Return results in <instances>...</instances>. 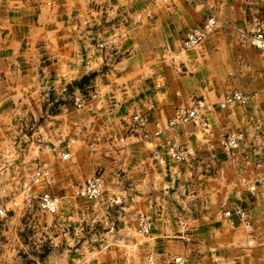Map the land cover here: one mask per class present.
<instances>
[{
    "label": "crops",
    "instance_id": "0c3cea01",
    "mask_svg": "<svg viewBox=\"0 0 264 264\" xmlns=\"http://www.w3.org/2000/svg\"><path fill=\"white\" fill-rule=\"evenodd\" d=\"M211 15L219 19L214 33L185 49L187 31ZM258 18L264 0H0V157L11 153L27 180L33 159L53 165L51 191L83 224L95 201L74 195L73 185L101 173L108 231L135 234L139 213L150 215L152 231L141 240L166 263L264 264V50L248 41ZM235 90L249 103L220 108ZM78 91L89 98L83 108L74 104ZM199 102L204 125L179 124L153 141L133 128L134 113L165 126L177 107ZM233 131L244 134L242 152L224 147ZM173 140L184 161L167 155ZM6 203L0 230L16 236L22 215L39 207L25 209L18 197ZM238 208L249 211L252 230ZM15 246L0 240V264L2 250ZM115 255L96 252L100 262Z\"/></svg>",
    "mask_w": 264,
    "mask_h": 264
},
{
    "label": "rangeland",
    "instance_id": "374dc122",
    "mask_svg": "<svg viewBox=\"0 0 264 264\" xmlns=\"http://www.w3.org/2000/svg\"><path fill=\"white\" fill-rule=\"evenodd\" d=\"M256 20H263L258 18ZM255 20V21H256ZM255 25V23H254ZM28 139V135H24L20 144L23 146ZM10 157L4 159L0 157V175L5 177L0 181V197L5 201L11 200L12 197H18L24 200L23 186L29 180L27 171L18 169L15 170V161ZM36 159V158H35ZM33 159V161L35 160ZM22 157L16 158L18 164H21ZM16 171V172H15ZM66 203V199H65ZM7 204V203H6ZM69 204V203H68ZM90 204V203H89ZM108 201L102 199L91 203V214L86 216L80 223V219L76 216L69 215V206L62 210V213L50 215L42 212L40 209L27 211L22 215L20 230L17 235L13 236L9 233H3L0 230V240L4 241L15 239L18 246L2 250L3 257H6L7 264H11V257L20 259L15 264H45L49 257L59 256L66 260L65 264H77L73 259L81 258L80 264H171L160 259L158 249L150 246L149 240H141L148 235H141L137 231V226L134 233H125L121 230L108 231L109 221L113 214L112 209L107 205ZM66 205V204H65ZM25 209L26 206H25ZM37 209V210H36ZM38 210L40 213H38ZM115 211L118 216L125 212V209H117ZM149 210V209H148ZM147 212V211H146ZM7 215L4 217L6 218ZM138 217L136 218L137 221ZM135 221V220H134ZM94 222L93 228H87L89 223ZM80 223V224H79ZM1 224V220H0ZM83 224V225H82ZM1 226V225H0ZM1 229V227H0ZM130 239V242L123 241L124 238ZM8 242V241H7ZM110 252L114 250L115 257L113 262L98 261L96 256L97 251ZM157 252V253H156ZM13 254V255H12ZM61 257V258H62ZM4 259V258H3ZM102 259V258H101ZM10 261V262H9ZM51 264H60V262L50 261ZM63 263V264H64ZM62 264V263H61Z\"/></svg>",
    "mask_w": 264,
    "mask_h": 264
},
{
    "label": "built area",
    "instance_id": "2783aa9c",
    "mask_svg": "<svg viewBox=\"0 0 264 264\" xmlns=\"http://www.w3.org/2000/svg\"><path fill=\"white\" fill-rule=\"evenodd\" d=\"M219 19L217 15H211L206 18L202 25L191 28L187 31L183 39V47L191 49L201 45L209 35L217 29ZM249 44L256 48L264 50V21L256 20L253 32L248 36ZM99 47L105 48L104 42L99 43ZM93 95L92 97H95ZM74 104L77 108H83L89 101L88 95L78 91L73 95ZM251 96L240 90L232 91L227 94L218 104L220 108H226L229 105H246L249 103ZM207 106L198 103L192 106L177 107L174 116L169 122L162 126L156 122L151 126L147 117L141 113H134L131 116L133 128L139 133L142 139L153 141L168 132L173 131L179 124L194 123L196 125H204L203 110ZM225 149L229 153L242 152L244 148V134L240 131L231 132L223 141ZM160 162L166 161V156L159 153L154 154ZM167 155L175 161H184L186 159L185 150L180 143L173 140L167 149ZM63 159L68 160L70 153H63ZM55 167L47 161L36 158L32 162V174L29 181L23 186V195L27 208L38 205L42 212L50 215L57 214L64 205V198L58 194H54L50 187L56 184ZM104 178L101 173H96L85 178L83 181L73 185L74 195L84 197L91 201H98L103 194ZM7 206L5 201L0 197V218L7 215ZM235 213L248 230H252L254 223L250 213L246 209H236ZM227 217H232L233 212L228 210L225 212ZM153 219L150 215L140 212L138 215L137 231L141 235H149L153 228ZM171 264H187L184 256L175 257Z\"/></svg>",
    "mask_w": 264,
    "mask_h": 264
}]
</instances>
